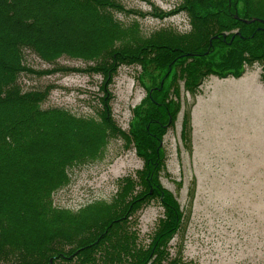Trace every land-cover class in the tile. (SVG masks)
Here are the masks:
<instances>
[{
  "label": "trees",
  "instance_id": "trees-1",
  "mask_svg": "<svg viewBox=\"0 0 264 264\" xmlns=\"http://www.w3.org/2000/svg\"><path fill=\"white\" fill-rule=\"evenodd\" d=\"M110 6L122 7L111 0H0V264H164L167 252L161 245L183 220L179 202L156 179L158 136L176 111L171 95L179 94L177 69H186L183 64L189 60L190 68L181 76L189 88L210 73L239 76L245 64L259 61L264 83V23L234 17L264 19V0H183L172 12L188 11L191 32L170 35L161 30L148 39L138 36L136 23L119 27ZM95 24V30L89 28ZM78 32L89 33L88 41ZM103 46L110 48L109 54L98 60ZM24 47L49 61L66 54L94 62L83 69L58 65L48 72L103 71L110 78L119 62L142 65L145 74L140 79L149 82L146 110L129 130L145 158L138 171L145 191L130 197L125 209L146 196L160 197L166 219L147 248L137 243L135 231L124 227L128 215L97 212L96 225L85 228L79 219L92 207L73 212L53 204V192L67 179L65 150L74 147L76 132H88L81 123L99 131L106 123L116 134L122 132L107 113L100 120L76 117L60 107L43 108L50 86L23 91L19 75L37 72L23 62ZM86 143L80 146L83 150L88 149ZM67 228L77 237L66 240L62 230ZM177 257L166 264H187L180 251Z\"/></svg>",
  "mask_w": 264,
  "mask_h": 264
},
{
  "label": "rangeland",
  "instance_id": "rangeland-1",
  "mask_svg": "<svg viewBox=\"0 0 264 264\" xmlns=\"http://www.w3.org/2000/svg\"><path fill=\"white\" fill-rule=\"evenodd\" d=\"M182 1L111 0L122 7H110L119 27L136 23L138 36L148 39L161 30L171 31L170 35L191 32L188 11L172 12ZM92 26L89 28L97 27ZM78 33L88 41L85 36L89 33ZM102 48L98 60L109 54V47ZM22 51L23 62L37 72H22L17 81L23 91L50 86L43 108L60 107L76 117L100 120L107 113L122 132L116 134L106 123L100 131L90 128L89 122L81 123L79 127H87L88 132H76L74 147L65 150L63 174L67 179L53 192V204L73 212L85 205L84 210L92 207L80 216L85 228L96 225L97 212L128 215L124 227L135 231L137 243L147 248L160 221L166 219L160 197L146 196L125 209L130 197L145 191L138 175L145 158L129 130L146 110L149 82L140 79L145 74L142 65L119 62L110 78L103 71L48 72L58 65L83 69L94 62L66 54L49 61L29 47ZM188 61L183 64L186 69L176 71L179 94L171 95L176 111L158 136L161 159L156 179L172 193L183 212L179 228L161 245L167 252L163 263L178 260L180 251L187 264H264L262 64H245L239 76L210 73L197 87L199 79L185 88L181 76L190 68ZM84 143L89 145L87 150L80 147ZM126 178L134 184L127 185ZM71 230H62L66 240L75 235Z\"/></svg>",
  "mask_w": 264,
  "mask_h": 264
},
{
  "label": "water",
  "instance_id": "water-1",
  "mask_svg": "<svg viewBox=\"0 0 264 264\" xmlns=\"http://www.w3.org/2000/svg\"><path fill=\"white\" fill-rule=\"evenodd\" d=\"M234 17H235L236 19H239V20L245 22V23H250V22H253V21H260V22L264 23V19L259 18V17L241 18V17H239L236 13L234 14Z\"/></svg>",
  "mask_w": 264,
  "mask_h": 264
}]
</instances>
